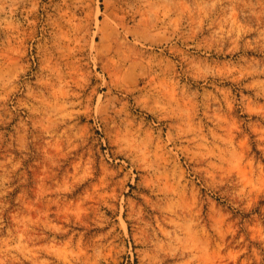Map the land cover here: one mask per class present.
<instances>
[{
    "label": "clouds",
    "instance_id": "obj_1",
    "mask_svg": "<svg viewBox=\"0 0 264 264\" xmlns=\"http://www.w3.org/2000/svg\"><path fill=\"white\" fill-rule=\"evenodd\" d=\"M103 2L0 0V128L12 130L0 132V229L8 194L35 187L74 264L113 249L128 264H193L185 233L223 243L220 221L235 232L245 214L264 215V0ZM32 148L45 170L30 180ZM84 153L116 190L103 219L81 199L90 172L64 187Z\"/></svg>",
    "mask_w": 264,
    "mask_h": 264
},
{
    "label": "rangeland",
    "instance_id": "obj_2",
    "mask_svg": "<svg viewBox=\"0 0 264 264\" xmlns=\"http://www.w3.org/2000/svg\"><path fill=\"white\" fill-rule=\"evenodd\" d=\"M92 7H95L94 3ZM100 11H104L103 0H100ZM85 12H87V9L76 10L77 16H82ZM97 19L102 21L103 16ZM97 43H99V39ZM11 131V127L7 129L0 128V132L11 133ZM31 150L34 156L24 162L27 165L31 164L33 159L35 160L30 169V180L33 175H36L37 178L42 177L45 170L43 167L44 152H38L35 148ZM47 151L55 156L59 155L60 149L53 147ZM13 155L17 160L19 159L18 153L14 152ZM5 157V153H0V160L5 159ZM60 159L67 161L68 157L61 156ZM88 161L89 155L87 153L82 154L81 159L76 161L75 164L77 167L83 169V175L79 178L67 176L64 187L73 186L74 181L83 180L84 176L90 172L95 182L91 187L86 188L82 193L81 199H87L97 209L100 218L103 219L104 208L108 205L101 202L107 201L110 196L115 195L116 190H106L114 188V186L106 183L104 168L97 167L96 164H93L91 168L86 167ZM7 167L10 168L11 166L8 165ZM61 171H63V168H61ZM68 171L72 172L73 169H68ZM240 171L246 183H253V178L247 173L246 169L241 168ZM15 182L14 178L11 183ZM127 188L128 193L131 194L133 191L131 182H129ZM76 191H80V189L76 188ZM35 194V187H33L32 193H29L27 198H22L19 189L16 188L8 194L10 208L14 209V211H11L10 214L5 213L4 227L0 229V264H74L71 258L73 255L71 248L72 240H62L59 234L54 235V229L51 226H46L45 217L47 213L44 212L45 205L43 203L37 205L33 202ZM258 202L264 203V197L259 198ZM71 203L70 201L69 204L71 205ZM253 207L249 203V208L252 209ZM228 211L234 220L239 215L231 208ZM107 215L111 216V213L109 212ZM125 215H127V212ZM235 222L242 223L245 227L234 232L231 223L223 220L220 221L221 224H227V227L221 231V239L224 242H217L214 245L205 244L203 238L194 230L185 233L190 253L196 256L193 264H264V241L260 239V237L264 236V215L249 216L245 214ZM120 224L121 220L117 219V233L122 232V228L119 227ZM56 227L58 228L59 226L57 225ZM178 227L183 228V225L178 224ZM225 232H234L236 240H233L232 235L225 237ZM83 239L85 238L82 237L81 240L83 241ZM240 240L250 241V243L247 247H240L239 245L233 247V244ZM122 247H127V242ZM132 248L135 253V243H133ZM81 254L83 255V249H81ZM107 255L109 257L108 260L102 259L99 261V264H128L127 253H119V258H115L117 253L113 249ZM136 264H140L139 258H137ZM144 264H149V262L145 260Z\"/></svg>",
    "mask_w": 264,
    "mask_h": 264
}]
</instances>
